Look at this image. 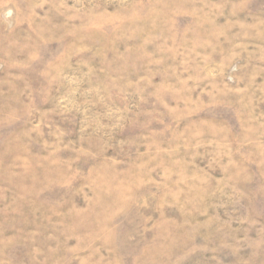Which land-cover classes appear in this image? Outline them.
I'll return each instance as SVG.
<instances>
[{"label":"rangeland","instance_id":"obj_1","mask_svg":"<svg viewBox=\"0 0 264 264\" xmlns=\"http://www.w3.org/2000/svg\"><path fill=\"white\" fill-rule=\"evenodd\" d=\"M0 264H264V0H0Z\"/></svg>","mask_w":264,"mask_h":264}]
</instances>
